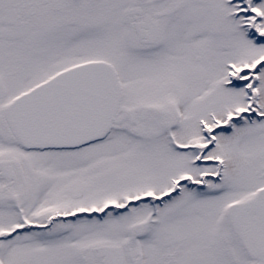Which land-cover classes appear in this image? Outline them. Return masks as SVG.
I'll list each match as a JSON object with an SVG mask.
<instances>
[{
  "label": "snow or ice",
  "instance_id": "obj_1",
  "mask_svg": "<svg viewBox=\"0 0 264 264\" xmlns=\"http://www.w3.org/2000/svg\"><path fill=\"white\" fill-rule=\"evenodd\" d=\"M0 264H264V0H0Z\"/></svg>",
  "mask_w": 264,
  "mask_h": 264
}]
</instances>
